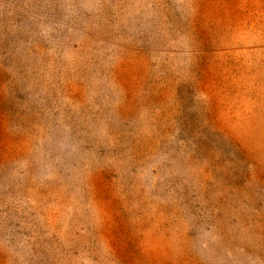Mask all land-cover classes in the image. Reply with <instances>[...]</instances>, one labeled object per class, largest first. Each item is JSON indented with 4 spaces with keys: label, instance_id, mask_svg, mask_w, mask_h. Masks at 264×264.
<instances>
[{
    "label": "rangeland",
    "instance_id": "obj_1",
    "mask_svg": "<svg viewBox=\"0 0 264 264\" xmlns=\"http://www.w3.org/2000/svg\"><path fill=\"white\" fill-rule=\"evenodd\" d=\"M0 264H264V0H0Z\"/></svg>",
    "mask_w": 264,
    "mask_h": 264
}]
</instances>
